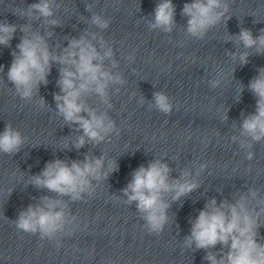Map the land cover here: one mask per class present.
I'll return each mask as SVG.
<instances>
[{"label": "clouds", "instance_id": "9594fccd", "mask_svg": "<svg viewBox=\"0 0 264 264\" xmlns=\"http://www.w3.org/2000/svg\"><path fill=\"white\" fill-rule=\"evenodd\" d=\"M62 7L57 0H38L25 8H16L12 14L27 20V23L0 21V46L11 48L17 31L22 33L19 43L11 51L7 81L20 100L32 102L39 97L37 105L40 109L53 111L39 92L41 85L49 84L53 64L59 66V78L56 80L59 91L52 93L54 114L73 132L79 133L75 137H66L61 150L71 145L79 151L86 144L95 147L113 135H121L109 110L114 108L111 102L113 92L120 93L121 86L127 81L121 72L115 71L119 62L112 44L102 34L109 29L111 18L93 12L92 4L85 5V10L91 13L86 21L89 28L84 29L79 37H64L66 47L58 41L55 45L49 43L54 35L52 29L63 27L56 18V12ZM230 9L229 0H191L184 3L180 14L186 18L183 26L185 36L205 40L208 33L221 23L226 27L232 18ZM175 16L176 6L172 0H159L151 18L141 19L150 31L171 34L177 27ZM36 22H40L39 27L34 26ZM93 27L99 31L91 30ZM239 27L237 34L228 33L223 42L233 44L236 51L226 50L225 55L242 67L249 63L250 56L264 55V28L254 36L241 22ZM126 58L132 61L135 55L130 54ZM3 73L4 66L0 65V74ZM224 79L223 69L217 67L215 77L207 84L211 89H217ZM244 90V84L239 82V95L235 102H240ZM247 90L255 98V110L248 114L241 112V121L238 126H232L233 134L229 139L245 153L247 161H252L256 155L252 151L253 146L264 142V67L257 69V75L249 81ZM92 98L98 101L100 107L89 103ZM145 102L141 96L139 103L143 105ZM148 102L150 109L165 116L173 112L172 99L163 91L153 92L152 100ZM224 119H228L227 111ZM26 142L27 138L20 130L6 123L0 132V153L12 157L21 151ZM198 168L195 174L192 168H184L178 177L173 178V170L164 162V157H156L147 166L135 169L121 194H110V199L126 206L135 205L139 218L144 222L143 229L149 234L160 235L167 226L174 224V217L169 216L172 203L181 202L182 206V198L201 187L199 177L207 164L201 163ZM118 170L117 162L104 153L94 156L89 152L82 160L56 158L47 162L39 174L29 177L28 183L54 195L41 196L35 203L20 210L17 218L12 220L16 229L38 236L41 241L59 245L61 240L72 237L80 229L70 205L86 202V198L93 199L97 188ZM13 191L9 189L8 196ZM189 224L190 234L184 237L182 248L192 252L204 250L203 260L207 264H264V236L259 231L264 227V196L258 189L249 187L247 191H237L231 201L224 199L218 202L215 198H208L203 209L198 210V215L189 219ZM217 246L219 249L215 250Z\"/></svg>", "mask_w": 264, "mask_h": 264}, {"label": "water", "instance_id": "95a60500", "mask_svg": "<svg viewBox=\"0 0 264 264\" xmlns=\"http://www.w3.org/2000/svg\"><path fill=\"white\" fill-rule=\"evenodd\" d=\"M84 1L93 5V12L111 18L103 35L112 44L174 177L184 168H192L195 174L199 164H207L199 177L201 187L186 197L196 216L208 198L231 201L237 191L249 187L264 196V142L253 146L255 159L247 161L245 153L229 139L232 126L241 121V112L255 110V98L247 85L257 69L264 67V55L250 56L249 63L241 67L225 55L226 50L236 51L233 44L223 42L228 33L240 31V22L254 36L259 35L264 28V0H229L232 18L226 27L221 23L212 29L203 41L184 34L186 18L180 13L184 3L191 0H172L177 27L171 34L150 31L141 19L151 18L159 0ZM130 54L135 55L132 61L126 58ZM217 67L223 69L225 79L219 88L211 89L207 81L215 77ZM239 82L245 90L237 103ZM155 91H163L172 99L171 115L149 108ZM141 96L146 100L143 105L139 103ZM259 231L264 236V227Z\"/></svg>", "mask_w": 264, "mask_h": 264}]
</instances>
